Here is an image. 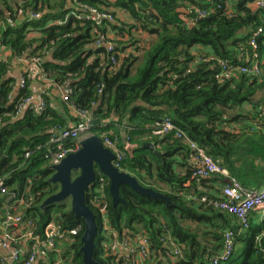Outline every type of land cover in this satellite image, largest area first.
Returning a JSON list of instances; mask_svg holds the SVG:
<instances>
[{
	"label": "trees",
	"instance_id": "trees-1",
	"mask_svg": "<svg viewBox=\"0 0 264 264\" xmlns=\"http://www.w3.org/2000/svg\"><path fill=\"white\" fill-rule=\"evenodd\" d=\"M255 3L0 0V47L9 55L0 61V183L28 205L24 216L34 222L39 235L53 221L66 228L81 227L74 240L58 246L63 264H84L85 224L71 209L66 212L64 204L56 210L42 208L59 190L50 182L53 171L47 156L55 130L80 122V111H89L100 123L96 135L119 138L117 147L125 155L121 171L170 201L146 198L122 186L126 204L114 207L109 179L98 172L97 179L104 177L107 183L98 197L108 204L111 228L121 238H148L146 264H157L154 256L161 254L174 258L169 264H213L225 250L228 232L234 236V250L220 264H264V222L254 225L250 219L244 229L235 216L216 208L213 202L224 200L220 185L226 179L194 177L190 147L172 134L152 135L156 123L169 117L245 189L264 186V166L257 163L264 161V76L235 71L224 82L218 79L220 62L241 68L240 57L253 50L251 40L264 56V11ZM89 9L113 20L94 22L87 18ZM197 9L207 17L200 18ZM19 10L24 11L22 17ZM32 13L41 17L33 20ZM101 38L114 46L112 52L98 46ZM17 67L25 68L21 71L25 89L18 90V78L12 76ZM38 78L51 85L43 97L47 109L42 115L26 110L19 116L20 104L32 97L31 85ZM65 86L69 99L63 95L56 106L53 93ZM67 148L76 145L69 143ZM2 189L0 225L6 212ZM94 194L90 192L87 204L99 227L95 259L100 264H123L124 257L105 250L108 240L101 234ZM171 243L179 246L180 257L173 255ZM50 256L55 258L54 253Z\"/></svg>",
	"mask_w": 264,
	"mask_h": 264
},
{
	"label": "built area",
	"instance_id": "built-area-1",
	"mask_svg": "<svg viewBox=\"0 0 264 264\" xmlns=\"http://www.w3.org/2000/svg\"><path fill=\"white\" fill-rule=\"evenodd\" d=\"M256 7L264 11V0H256ZM88 19L100 23L104 19L113 20V18L105 13H99L95 9H89ZM195 13L200 18L207 17V13L199 9ZM19 16L24 15L23 10H19ZM91 15V16H90ZM31 19L37 20L41 17L39 13L30 14ZM10 24H14L12 20ZM262 33V29L258 31L256 37ZM253 47L252 52L243 54L240 57L242 62L241 68H235L226 62H220L222 75L218 77L220 82H224L233 76L235 71L242 74H249L258 78L264 76V56L258 52V44L255 39L251 40ZM264 45V43H263ZM98 46H106L109 52L114 50L111 43L101 38ZM213 60V58L211 59ZM39 60L35 59L34 63ZM26 82L22 76L18 78V90L25 89ZM51 86V85H50ZM69 92V91H68ZM64 95L68 100L69 95ZM47 109V104L43 99L35 104L34 97L25 100L19 107V116L26 110H31L35 115H42ZM81 121L75 123L66 130L56 129L55 134L51 137V145L48 159L51 160L52 166L63 161L69 154L79 150V143L84 139L95 135L92 125L93 119L89 111H80L78 113ZM102 127V126H98ZM174 135V138L184 141L194 153L193 162L196 166L194 177L201 179H210L214 176H221L226 179V184L222 187L223 201L213 202V205L233 216H235L244 229L250 226V219L253 215L264 214V189H245L237 179L230 176L229 172L219 163H217L207 151L201 148L197 143L189 139L188 135L179 127H177L169 117L162 118L152 130L155 137L164 138L168 135ZM104 146L116 155L114 166L121 170V164L125 159L124 153L120 152L117 147L119 138L109 137L108 134L100 136ZM128 139L126 140V142ZM69 143L75 144L76 148L68 149ZM27 158L30 154H27ZM107 185L106 179L101 177L97 179L95 197L93 202L99 208V217L101 223L102 237L107 238V244L104 245L105 250L118 257H124L123 264H146L149 254V241L147 237H124L113 230L108 219V204L105 200L98 197L103 194V190ZM2 193L5 196V215L3 223L0 225V264H63V255L58 246L74 240L81 231L79 225L66 228L58 225L56 222H50L43 230L42 235L36 233V226L32 220H28L24 216L25 208L28 206L24 201H19L15 193H11L4 188ZM203 201H207L206 198ZM126 236V235H125ZM226 247L224 252L214 259L213 264L227 262L234 250V236L228 232L225 236ZM171 251L175 257L181 256L180 248L177 244L171 243ZM54 253L55 258L51 259L50 254ZM126 257H125V256Z\"/></svg>",
	"mask_w": 264,
	"mask_h": 264
},
{
	"label": "water",
	"instance_id": "water-1",
	"mask_svg": "<svg viewBox=\"0 0 264 264\" xmlns=\"http://www.w3.org/2000/svg\"><path fill=\"white\" fill-rule=\"evenodd\" d=\"M92 125L98 127L100 123L93 121ZM122 136L126 142L125 130H122ZM146 147L159 155L152 144H147ZM115 160L116 155L107 149L102 138L95 134L81 141L77 152L69 154L63 161L52 166L53 175L50 182L59 190L43 203L42 208L55 207L71 201V212L77 220H83L85 224L81 240L84 264H100L94 256L99 236L97 217L87 204L88 195L96 189L98 172L109 179L114 207L126 204L120 195L122 186L129 187L143 197L163 199L170 203L166 196L144 188L137 178L116 168L113 164Z\"/></svg>",
	"mask_w": 264,
	"mask_h": 264
},
{
	"label": "crops",
	"instance_id": "crops-1",
	"mask_svg": "<svg viewBox=\"0 0 264 264\" xmlns=\"http://www.w3.org/2000/svg\"><path fill=\"white\" fill-rule=\"evenodd\" d=\"M13 2L17 3L19 0H12ZM123 18H126L124 16H126V14L124 12H120L119 13ZM8 53L5 54V51H3V49L0 47V61H2L3 59H6L8 57ZM17 65V63H15ZM36 69V68H35ZM34 67H30V71L34 72L35 74L38 73V70H35ZM25 70V68H24ZM24 70H20L18 69V67L15 69V72H13L12 76L19 78L21 76V71ZM26 70H29V67H27ZM36 79V78H34ZM49 82H44V79L42 80V78H38L37 80H35L32 85H31V91H32V97H34V102L35 104L38 103L41 99H43V97L45 96V94H47V92L50 89L49 86ZM68 92V86H65L63 88H60L57 92L53 93L54 97L57 99L55 105L58 106L59 102L62 100V96L67 94ZM258 165L260 166H264V161L263 160H258L257 161ZM220 187L222 188L223 185H220ZM253 189H264V186H260L257 188H253ZM251 221L252 224L254 225H261L264 222V214L259 213V214H255L251 217ZM156 259V260H155ZM170 259L172 262H174V258H170L168 260V255L165 254H161L159 256H154V260L155 262H157V264L162 263V264H169Z\"/></svg>",
	"mask_w": 264,
	"mask_h": 264
},
{
	"label": "rangeland",
	"instance_id": "rangeland-1",
	"mask_svg": "<svg viewBox=\"0 0 264 264\" xmlns=\"http://www.w3.org/2000/svg\"><path fill=\"white\" fill-rule=\"evenodd\" d=\"M124 20H126V18H125ZM137 36H138V38H141V37H142V35H141L140 33L137 34ZM151 39H152V38H150L149 41H152ZM64 205L67 206V208L65 209L66 212H69V210L71 209V201H70V200L66 201V202L64 203ZM56 209H59V205L55 206V210H56Z\"/></svg>",
	"mask_w": 264,
	"mask_h": 264
}]
</instances>
